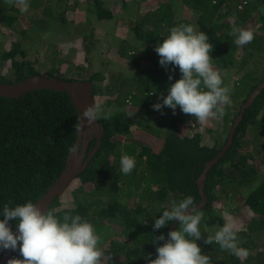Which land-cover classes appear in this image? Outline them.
<instances>
[{
  "label": "trees",
  "instance_id": "1",
  "mask_svg": "<svg viewBox=\"0 0 264 264\" xmlns=\"http://www.w3.org/2000/svg\"><path fill=\"white\" fill-rule=\"evenodd\" d=\"M117 1L119 9L108 0H28V10L22 12L19 5L0 0V32L6 33H0V82L16 83L46 73L70 81L90 80L95 101H102L105 108L115 107L111 120H100L104 135L93 159L52 202L49 210L59 217L71 211L90 222L101 236L99 246L113 257L111 264H148L146 257L157 256L156 244L151 241L161 233L166 239L174 222L153 232L155 219L173 200L180 201L191 195L197 204L201 202L199 178L208 162L224 150L236 117L255 88L264 82V68L259 62L254 68L244 70L232 88L235 96L232 107H238L237 112L233 117L230 112L223 116L225 132L215 138L213 145L203 144L202 132L195 126L191 128L197 122L195 117L181 110H175L174 114L168 107L162 111L153 109V104L160 102L161 94H168L170 83L181 77L178 67L173 69L169 65L166 70L160 65L155 48L173 26L193 25L208 36V42L213 45L212 64L226 83L223 74L231 68L228 66L251 62L238 63L237 52L241 46L234 43V27L226 19L233 15L245 23L257 11L255 16L261 26L254 32L252 42L262 51L261 58L264 55V0ZM78 6L84 10L83 16L75 15ZM35 10L42 11L38 14ZM22 13L27 15V26L20 18ZM69 13L72 17L67 16ZM121 14L131 15L128 25L134 36L116 38L111 43L119 47L121 56L130 57L136 70L129 68L128 74L120 72L108 85H103L102 73L94 71L91 61L88 65L78 62V55L84 47L94 49L91 46L95 44L91 43L96 42L93 35L96 25L119 19ZM54 22L59 25V33L63 29V35L69 37L79 29L81 36L74 37L73 43L68 42L71 47L64 46L66 51L62 50L61 43L47 47L58 57L50 69L41 72L37 59L30 60L28 55L38 47L39 36L48 34ZM141 47L149 64L137 59L134 53ZM74 51L75 54H69ZM106 95L114 97L104 99ZM128 102L142 107L146 115L138 118L137 110L133 111L135 116L128 118L127 112L122 111ZM77 119L76 106L67 92L44 88L19 98L0 95V219H3L5 204L14 207L29 201L36 203L60 177L69 156L68 149L75 146L78 138L74 131ZM149 120L164 128L158 137L144 129H140L139 136H131L134 124H144L145 128ZM230 121L232 124L228 126ZM124 154L136 162L128 175L120 170ZM204 191L207 203L198 209L203 213L202 238L197 241L202 253L210 256L212 264H264V244L260 243L264 239V88L245 108L231 145L206 171ZM85 192L88 196L81 199ZM238 194L247 210L239 224L231 215L233 210L228 208ZM133 196L140 201L136 205L129 203ZM74 198L75 206L66 205ZM147 200L149 207L143 205ZM226 218L232 219L240 229L238 242L247 250L246 258L234 256L214 243L204 244L207 235L218 231ZM17 223L10 221L13 232ZM178 227L179 223L175 229ZM119 235H124L126 240H118ZM3 252L0 250V260ZM13 259H22L18 250Z\"/></svg>",
  "mask_w": 264,
  "mask_h": 264
},
{
  "label": "clouds",
  "instance_id": "2",
  "mask_svg": "<svg viewBox=\"0 0 264 264\" xmlns=\"http://www.w3.org/2000/svg\"><path fill=\"white\" fill-rule=\"evenodd\" d=\"M9 5H19L22 12L29 7L28 0H6ZM234 43L244 46L254 40L250 29L235 28ZM204 32H198L193 25L173 26L163 42L155 48L159 63L168 69L169 65L179 68L181 77L170 83L168 94H161L160 102L153 109L162 111L171 108L175 114L177 106L181 111L195 117L199 123L213 118H223L226 106L231 104L233 89L224 85L221 74L213 67V45ZM172 75H169V81ZM136 112H127L132 118ZM113 112L107 110L102 101L86 106L78 115L75 132L79 133L86 121L92 125L101 119L111 120ZM70 155L78 152V145L68 149ZM136 167L134 158L127 154L121 156L120 170L130 174ZM0 219V250H18L22 259H13L10 264H111L113 257L106 255L99 246L101 236L94 226L81 218L66 212L63 217L51 210H44L31 201L2 209ZM203 213L198 211L195 199L188 195L180 201H171L170 206L155 219L153 232L178 221L179 227L170 230L165 243L163 233L151 241L156 244L157 256L147 258L148 264H212V259L203 254L197 241L202 238L200 223ZM10 221H17V231L13 232ZM240 229L236 223L226 218L224 224L212 235H207L204 244H216L237 257H247V250L238 242Z\"/></svg>",
  "mask_w": 264,
  "mask_h": 264
},
{
  "label": "rangeland",
  "instance_id": "3",
  "mask_svg": "<svg viewBox=\"0 0 264 264\" xmlns=\"http://www.w3.org/2000/svg\"><path fill=\"white\" fill-rule=\"evenodd\" d=\"M73 1V0H72ZM80 1H84V0H80ZM109 2H113L114 3V7L119 9V7L115 2H118L117 0H108ZM149 4V3H148ZM225 6V5H224ZM113 7V8H114ZM36 13H41L42 10H35ZM257 13V11H255L252 15L251 18L248 19L247 22L243 23V22H239V20L237 18H235V16H231L229 17L228 20L230 25L235 28H241V29H250L253 32H256L259 27L261 26V21L255 16V14ZM72 14V13H71ZM84 14V10L78 6V8L76 9L75 15L77 16H83ZM22 16L20 17L22 21L25 20V26H27L28 23V18L27 15L25 13L21 14ZM70 13L67 15L69 17ZM70 17H72V15H70ZM130 16L128 15H124L121 14L119 19H108V20H104L102 22H100L98 25H96L95 29L93 30V35H94V39L96 40V42L91 43V44H95L92 45L91 47L94 48L92 50H90L89 48H85L84 50L79 53V58H78V62H80L81 64H87L88 65V61L92 62V66H94V71H99L100 73H102V76L104 77V80L102 82L103 85H108L110 83V81L112 80L113 76H117L119 75L120 72H125V73H130V69L136 70L135 69V65L132 62V60L130 59V57H124L121 56L119 53V47L116 44H112L111 41L115 40L116 38H127L128 36L131 35V38L134 36L133 32H130L129 29V21H130ZM132 18V17H131ZM58 24L56 22H54V24L51 26L49 33L48 34H42L41 36H39V38L37 39L36 45H38L37 48H35L34 50H30V53L28 55V58L30 60H34L37 59V67L40 68L41 72L46 71L47 69H50L51 66L54 65L55 60L57 59L58 55H54L52 54L51 51H48L47 47L52 46L53 44H62V50L66 51V47L64 46H69L68 49L71 47L70 44L68 42H72L75 39L74 37H76V39H78V37L81 36V34H79V29L78 31L72 33L73 35H69V37L67 35H63L65 34V31L62 29L61 33L58 32L59 28H58ZM58 29V30H57ZM2 35L6 34L4 32H0ZM109 33V35L107 36L106 39H104V36H106ZM63 36H62V35ZM75 34H79V35H75ZM17 38V36H15ZM111 43V44H110ZM136 44H133V46H135ZM248 48L247 50L245 49L246 47ZM40 48V49H39ZM142 47L141 48H137L135 50V54L137 55V59L141 60L142 62H146L143 56V52H142ZM141 51V53H140ZM76 52H70L69 54H75ZM262 51H259L256 47V45L251 42L249 44H246L244 46L241 47V50L239 52H237L238 54V63H241V61H251L248 64L247 63H241L240 66H236V64H232L231 66H228V68H230L227 71H224V76L227 78V84L224 83L225 86H229L231 88H233V84L235 81L239 80L243 73L244 70H246V68L248 69V67H253L254 68V64L256 62H259L260 65L262 66V68H264V55L263 57L259 58V56L261 55ZM257 60V61H256ZM147 64H149V62H146ZM66 66L65 64L62 66V68ZM215 65H213L214 67ZM128 68V69H127ZM216 69V67H214ZM240 68V71H239ZM129 70V71H127ZM264 70V69H263ZM114 96L112 95H106L105 97H103L104 99L106 98H113ZM230 99H231V104L229 106H231V108H227L226 107V114H229V112L231 113V117L234 116V114L237 112L238 107H232L235 106V96H234V92L232 91L231 95H230ZM242 99H240L241 101ZM128 105L124 106V108H122L123 112H133V111H137L138 110V118H141L143 116H145L146 114L143 113V109L142 107H136L134 106L132 103L128 102ZM107 110H111V111H115V107H107ZM170 109V108H167ZM181 110L179 108V106H177L176 108V112ZM237 118V117H236ZM228 124V123H227ZM231 121L228 124V126H231ZM144 124H134L131 127V131L133 132V136H139V132L140 129H144L147 133L152 134V135H160V129H163V127H161L157 122L155 121H150L148 122V127L143 128ZM195 126V129L198 130L199 132L201 131L202 133V143L203 144H208V145H213L215 142V138L218 137V135H221L222 133L225 132L224 128L226 129V121L225 118H213L210 119L209 121H207L206 123H199V122H193L191 125V128H193ZM143 130V131H144ZM212 131V132H211ZM190 132V130H189ZM188 132V133H189ZM218 132V133H217ZM158 137V136H157ZM248 138H250V136H248ZM129 139L131 138H125L124 140L129 141ZM144 139V138H142ZM80 194V193H79ZM85 196H88V192H85L82 194L81 199H83ZM138 196V194H137ZM137 196H133L132 198H130L129 203L136 205L138 202H140L138 200ZM152 198L156 197V195H151ZM242 196L240 194H238L234 200H232L231 204L228 206V208H230L231 210H233L231 212V215L233 216V219L236 223H242V215H244V219L246 217V212L247 210L244 209L243 204H241V201L243 199H241ZM71 200V199H70ZM68 200L67 204H73L74 206L76 205V199H72L71 201ZM70 201V202H69ZM223 205L225 204V200L222 199L221 202ZM143 205L145 207H149V201H145L143 203ZM220 205V204H219ZM118 240L120 241H125V236L124 235H119L118 236ZM261 244H264V239H262L260 241ZM262 247V246H260Z\"/></svg>",
  "mask_w": 264,
  "mask_h": 264
},
{
  "label": "water",
  "instance_id": "4",
  "mask_svg": "<svg viewBox=\"0 0 264 264\" xmlns=\"http://www.w3.org/2000/svg\"><path fill=\"white\" fill-rule=\"evenodd\" d=\"M44 88L55 91L67 92L70 95L72 102L76 106L78 115L84 110L86 106L95 102L94 87L92 81L90 80L70 81V80L60 79L48 73L30 76L16 83L0 82V95L19 98L25 95L29 91H34ZM263 88H264V82H262L261 84H259L257 88H255V90L252 92L247 102L242 107L241 113L235 119L234 125L230 131L228 144L225 146L224 150L231 145L234 134L236 132V128L238 127L240 121L243 118V113L245 111V108L250 106V104L254 102L255 98L258 96V94L262 91ZM103 135H104V127L100 123V121L92 125H89L86 121L84 122L82 129L78 133V138L75 144V146L82 145L83 148L81 149V151H79V147H78V152L76 154L74 155L69 154L65 169L60 175V177L50 186L47 192L36 202L42 207V209L49 210L52 202L63 192H65L69 184L81 172L84 171V169L91 162L98 148L100 147ZM91 137L97 138V145L93 150L87 153V145ZM224 150L221 151L216 158L208 162L206 170L203 172V174L198 180L200 186V194L202 196L201 202L197 204L198 209L204 207L207 203V196L204 191L206 171L215 162L218 161V159L223 154ZM178 223H179L178 221H174L170 230H175ZM16 231H17V227L15 228L14 232ZM167 239H168V235L164 243L167 241ZM14 252L15 250H11V249L4 250L2 258L0 260V264H10V261L14 256Z\"/></svg>",
  "mask_w": 264,
  "mask_h": 264
},
{
  "label": "flooded vegetation",
  "instance_id": "5",
  "mask_svg": "<svg viewBox=\"0 0 264 264\" xmlns=\"http://www.w3.org/2000/svg\"><path fill=\"white\" fill-rule=\"evenodd\" d=\"M97 145V138L96 137H91L88 145H87V153H89L91 150H93L95 148V146ZM79 147V151H81V149L83 148L82 145H78ZM93 147V148H91Z\"/></svg>",
  "mask_w": 264,
  "mask_h": 264
}]
</instances>
